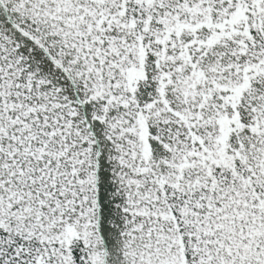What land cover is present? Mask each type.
I'll return each mask as SVG.
<instances>
[{
	"label": "snow or ice",
	"instance_id": "obj_1",
	"mask_svg": "<svg viewBox=\"0 0 264 264\" xmlns=\"http://www.w3.org/2000/svg\"><path fill=\"white\" fill-rule=\"evenodd\" d=\"M0 264H264V0H0Z\"/></svg>",
	"mask_w": 264,
	"mask_h": 264
}]
</instances>
